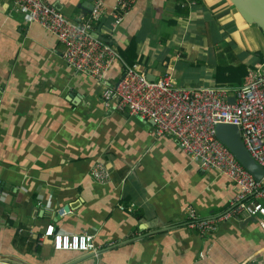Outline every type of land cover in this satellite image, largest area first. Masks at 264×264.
<instances>
[{"label":"crops","instance_id":"1","mask_svg":"<svg viewBox=\"0 0 264 264\" xmlns=\"http://www.w3.org/2000/svg\"><path fill=\"white\" fill-rule=\"evenodd\" d=\"M44 1L75 23L104 3L94 32L122 58L108 73L111 85L132 47L130 59L150 79L171 70L187 88L235 89L216 80L218 66L234 56L251 66L264 55V33L229 0H190L191 8L139 0L117 26L109 15L116 0ZM64 51L13 0H0V264H264L261 217L238 216L208 235L184 226L187 207L204 218L226 212L237 185L216 169L200 170L172 137H156L152 122L104 107L101 87L70 67ZM98 161L108 183L90 176ZM49 225L93 235L95 250L40 243Z\"/></svg>","mask_w":264,"mask_h":264},{"label":"built area","instance_id":"2","mask_svg":"<svg viewBox=\"0 0 264 264\" xmlns=\"http://www.w3.org/2000/svg\"><path fill=\"white\" fill-rule=\"evenodd\" d=\"M139 0H116L109 15L119 25ZM182 8L195 2L177 0ZM14 9L24 14L29 23H37L52 33L65 46L63 59L78 73L92 78L102 89L101 100L109 110L127 111L131 116L153 123L156 137H172L180 149L200 170L216 169L237 185L238 193L230 208L218 216L200 217L192 207L185 209L184 226L200 235L214 234L220 226L241 215L261 217L264 231V179L258 181L238 161L231 150L216 136L219 124L239 128L244 145L252 158L264 168V62L252 65L241 86L187 88L178 86L172 71L151 80L139 67L123 66L124 79L111 85L108 73L121 55L110 42L95 34L93 23L107 15L102 1L96 2L82 23L67 19L62 11L44 0H13ZM234 97V104L229 99ZM90 176L108 183L111 173L103 162H96ZM67 212L58 210L63 218ZM39 242L51 239L56 251L89 253L95 250L91 234H65L49 225ZM243 264H257L246 261Z\"/></svg>","mask_w":264,"mask_h":264},{"label":"water","instance_id":"3","mask_svg":"<svg viewBox=\"0 0 264 264\" xmlns=\"http://www.w3.org/2000/svg\"><path fill=\"white\" fill-rule=\"evenodd\" d=\"M229 1L246 23L256 25L264 33V0ZM89 3H91L90 0ZM82 6L86 7V4H82ZM93 8L94 6L91 5L89 10L92 11ZM124 77L125 75H123L122 79H124ZM229 102L234 104L235 98H230ZM216 136L231 150L238 161L255 177L256 180L261 181L264 179V168H262L247 151L242 140L241 132L237 126L231 124H219L216 127ZM251 220H254V217Z\"/></svg>","mask_w":264,"mask_h":264},{"label":"trees","instance_id":"4","mask_svg":"<svg viewBox=\"0 0 264 264\" xmlns=\"http://www.w3.org/2000/svg\"><path fill=\"white\" fill-rule=\"evenodd\" d=\"M105 39L106 41L111 43V39L109 37H101ZM112 45V43H111ZM134 48H130L128 50V53H121L122 56L127 57L128 59V66H134V61L130 59V52ZM257 56L259 57V62L255 64V66H260L264 62V55L262 53H257ZM125 59V58H124ZM126 60V59H125ZM127 62V61H126ZM252 66V65H251ZM250 65H246L241 63L236 56H234L232 59H229V64H221L218 66L216 71V80L219 83H227L231 84L233 86H241L244 82V79L247 75L248 68L251 67Z\"/></svg>","mask_w":264,"mask_h":264},{"label":"rangeland","instance_id":"5","mask_svg":"<svg viewBox=\"0 0 264 264\" xmlns=\"http://www.w3.org/2000/svg\"><path fill=\"white\" fill-rule=\"evenodd\" d=\"M258 46H257V48L260 46V44H257ZM264 50V49H263Z\"/></svg>","mask_w":264,"mask_h":264}]
</instances>
